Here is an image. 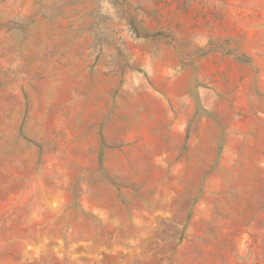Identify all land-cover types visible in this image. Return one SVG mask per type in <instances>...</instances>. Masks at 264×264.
<instances>
[{
  "label": "rangeland",
  "instance_id": "374dc122",
  "mask_svg": "<svg viewBox=\"0 0 264 264\" xmlns=\"http://www.w3.org/2000/svg\"><path fill=\"white\" fill-rule=\"evenodd\" d=\"M0 264H264V0H0Z\"/></svg>",
  "mask_w": 264,
  "mask_h": 264
}]
</instances>
